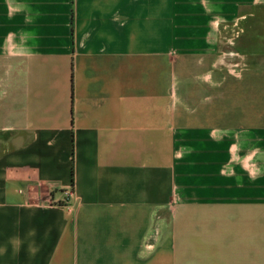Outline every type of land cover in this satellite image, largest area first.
I'll return each mask as SVG.
<instances>
[{
    "label": "crops",
    "instance_id": "crops-1",
    "mask_svg": "<svg viewBox=\"0 0 264 264\" xmlns=\"http://www.w3.org/2000/svg\"><path fill=\"white\" fill-rule=\"evenodd\" d=\"M0 264H264V0H0Z\"/></svg>",
    "mask_w": 264,
    "mask_h": 264
}]
</instances>
